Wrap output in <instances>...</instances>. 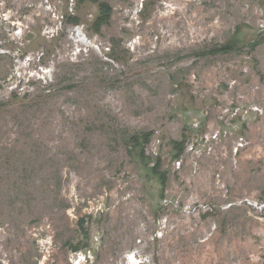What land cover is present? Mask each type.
Masks as SVG:
<instances>
[{
    "label": "rangeland",
    "instance_id": "obj_1",
    "mask_svg": "<svg viewBox=\"0 0 264 264\" xmlns=\"http://www.w3.org/2000/svg\"><path fill=\"white\" fill-rule=\"evenodd\" d=\"M0 264H264V0H0Z\"/></svg>",
    "mask_w": 264,
    "mask_h": 264
},
{
    "label": "trees",
    "instance_id": "obj_2",
    "mask_svg": "<svg viewBox=\"0 0 264 264\" xmlns=\"http://www.w3.org/2000/svg\"><path fill=\"white\" fill-rule=\"evenodd\" d=\"M79 1L83 2L84 0H79ZM99 8H100V15L97 17V20L95 21V26H96L97 30H99L102 26L106 25L109 22V18L111 15V10L107 4L103 3L100 5ZM79 23H80L79 20L77 18H74V17H69L67 19V22H66V24L73 25V26H78ZM226 49L227 48L219 49L216 52H227ZM132 142L136 146L141 145L138 138L133 137Z\"/></svg>",
    "mask_w": 264,
    "mask_h": 264
},
{
    "label": "water",
    "instance_id": "obj_3",
    "mask_svg": "<svg viewBox=\"0 0 264 264\" xmlns=\"http://www.w3.org/2000/svg\"><path fill=\"white\" fill-rule=\"evenodd\" d=\"M132 260L134 261V259L132 257H130V261L132 262ZM135 262V261H134Z\"/></svg>",
    "mask_w": 264,
    "mask_h": 264
}]
</instances>
